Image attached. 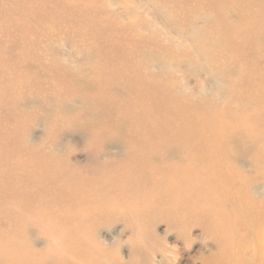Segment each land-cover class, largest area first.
<instances>
[{"label": "rangeland", "instance_id": "1", "mask_svg": "<svg viewBox=\"0 0 264 264\" xmlns=\"http://www.w3.org/2000/svg\"><path fill=\"white\" fill-rule=\"evenodd\" d=\"M8 6H26L22 16L32 26L0 32V58L19 50L22 34L33 44L22 49L20 69H0V182L33 177L45 167L41 178L48 183L31 189L44 198L27 199V207L24 199L10 201L21 187L0 188V264H264V214L251 223L259 214L238 200L245 193L264 196V166H252L264 160V0H0L1 12ZM34 48L38 53L30 57ZM106 52L115 59L104 58ZM132 71L143 85L150 75L163 83L167 77L189 102L235 114L233 122L224 117L229 128L216 129L223 137L217 148L243 153L235 166L244 177L224 172L233 183L221 182V195L214 192L206 208L189 211L187 186L170 187L152 174L164 162L182 173L197 163L177 164L172 149L168 159L153 157L159 154L150 145V128L158 116L140 121L138 115L162 103L138 99ZM60 74L68 77L63 85ZM93 86H108L102 90L108 98ZM118 105L122 110L111 122L122 128L103 148V140L88 139L73 124L105 121ZM49 106H63L70 126L52 129ZM204 117L195 121L214 118ZM125 137L149 143L146 157L124 154ZM53 156L66 163L68 175L97 186L80 191L81 197L52 193ZM127 191L156 198L150 206L92 205L99 193ZM184 214L201 215L202 223L183 224L178 217ZM244 239L250 243L242 251ZM231 245L238 251L229 252Z\"/></svg>", "mask_w": 264, "mask_h": 264}, {"label": "bare ground", "instance_id": "2", "mask_svg": "<svg viewBox=\"0 0 264 264\" xmlns=\"http://www.w3.org/2000/svg\"><path fill=\"white\" fill-rule=\"evenodd\" d=\"M9 8L5 7L4 12H1L0 10V23L2 26V29H0V32H6V30H13V32H18L19 30L25 31L28 27L32 26V23L27 24L25 19H23L25 16H22L24 13V10L26 6H20V7H11ZM256 17L257 14H255ZM264 17V16H263ZM234 35L238 34V30L233 28L232 30ZM248 33V32H244ZM19 50L17 52L13 51H4L2 57L0 58V69H7L9 72L12 71L13 67L19 68L21 66L20 60L24 59L23 54V48L29 47L33 44V42L30 40V37L28 34H22L20 37V41L18 42ZM4 47V46H3ZM18 47V46H17ZM3 49V48H2ZM37 48L33 49V52L28 53L30 57H34V53H38ZM6 55V56H5ZM15 58L14 59H12ZM12 60H11V59ZM104 58H106L109 61H113L115 58L110 55L109 53H104ZM118 59V58H117ZM11 65V66H9ZM20 69V68H19ZM250 73L253 76H257L255 74L254 68L251 67ZM70 76V75H69ZM97 75L92 76L91 79L94 77L93 81H96L95 78ZM130 78H132L136 85H135V91L137 93L138 99H149L152 98L157 101H161L162 104H158V106L152 105L148 110L147 113H140L138 115V119L140 121H145L151 113H155L158 118L157 122L152 125L150 128V132L153 135V141L150 142L151 146H154L155 152L159 155L152 154L153 157L160 156L165 159H168V157L171 154V149L174 150L177 155L176 159H180L176 161L177 164H180L181 162L185 161L184 164L186 166L189 165V162L197 163L195 166L196 168L192 170L185 171L186 173H182L184 170H171L167 167H171L168 162L163 163V168L157 169L153 171V175L156 174L162 176L163 181L167 182L170 187L175 188H184L187 186L188 195L186 198H188L189 201H192V207L189 209V211L198 210L206 208V206L212 201V198L214 196V192L216 194H219V186L221 182H228L233 183V177L227 176L228 174H232L233 176L239 178L244 177L243 174H241L242 170L238 169L235 166V162L237 159H240L241 155L243 153H236V152H230L228 150H224L217 148V145L219 146V143H222L223 138L219 133L216 131V129H224L225 127L229 128V125H222L224 121V117L228 119H231L232 122L235 119V114L233 112H224L221 109H214L212 105L209 103V109H205L204 103H199L201 106L199 107V104L192 103L188 101V98L180 97L175 93L176 84L169 82V78H166V82L163 83V79L158 76L150 75L148 79L146 78L145 81H147L149 84L143 85L144 82L143 79H141L134 71L130 72L128 74ZM71 79H76L72 76H70ZM70 79V78H69ZM110 79V78H109ZM59 82L63 85L65 81H68V77L64 74L59 75ZM109 82V80H108ZM109 85V83L107 84ZM94 87V86H93ZM108 86H106L107 88ZM95 88V87H94ZM105 88V89H106ZM96 93L101 94V96H107L102 90H105L101 87H97ZM86 90L82 89L79 93L82 95H85ZM108 98V96H107ZM110 98V97H109ZM111 100V99H110ZM169 101V102H168ZM173 102V103H172ZM160 103V102H159ZM172 103V106H169L168 104ZM119 108V109H118ZM119 110H122V107L118 105L117 109L109 110L112 111V113H107V119L105 121H100L97 124L93 125L92 123H81L76 122L73 124L76 126L77 129L83 130L85 133V136H87L88 139H92L93 141H100L103 140V145L110 139H108V136L110 134L119 133L120 129L122 128L121 125L112 126V119L116 118V114H119ZM180 114H184L185 116H182L183 121L181 123H174V118ZM202 116H201V115ZM49 115H51L50 121L54 124L55 127L52 125V129L57 128L58 126L66 127L70 126V122L65 119V112L63 106L58 107H52L49 106ZM129 118L135 117L134 114H128ZM163 115V116H162ZM207 116L208 118L213 116L212 122L206 121L204 119L196 120L195 118L204 117ZM222 116V117H221ZM205 118V117H204ZM223 118V119H222ZM194 120V122L192 121ZM238 125V117L235 121ZM242 126H246V121L244 117H242ZM113 131V132H112ZM125 144L123 148L124 154L128 155V153H132L131 155L140 156L141 158L146 157V154L144 153V147L149 146V143L143 142L140 143L139 138H127L125 137ZM216 144H213V143ZM100 143V142H99ZM102 148L100 149V153L103 155H109L106 152H102ZM138 150V151H137ZM153 152V150H151ZM243 152V151H242ZM254 152V151H253ZM181 155V158H180ZM52 156V155H51ZM56 156H53L50 161L51 167L53 166L52 173H53V191L52 193L56 192L60 193L59 196L62 198L69 195L70 193L76 192V195L81 197L80 191H86V188H89L90 186L96 185V180L90 181L93 182L86 184L83 182V178L81 176H70L66 172H69V169H67L66 163L60 159L55 158ZM262 157V156H261ZM187 160V161H186ZM189 161V162H188ZM261 161L260 163H256L254 168L258 169L261 168V166H264V160H258ZM237 168V170L235 169ZM58 172V174L56 173ZM227 174H225V173ZM48 173V169H47ZM46 174V169L42 171H36L33 174V177L28 178H10L8 180H4L0 182V188H3L7 191V187L10 189L15 188H22L23 190H17L16 194H9L13 197L14 200L11 204H15L18 201L25 200L26 205L25 207L31 205L27 199H37V198H44L43 195L35 194L31 191V189L38 187L40 184L48 183L47 179H42L41 177H44ZM212 175L211 179H206ZM119 175V174H118ZM106 175H100L99 180H103V177ZM166 176V177H165ZM67 178V179H66ZM109 178V177H107ZM78 179V180H77ZM107 182V181H105ZM7 183V184H6ZM148 182L146 181L145 185ZM97 186V185H96ZM39 189V188H37ZM36 189V190H37ZM138 191L135 192H120L115 194L110 193H103L98 194L93 200L94 203L92 205L97 204L99 201H104L107 203H113V204H119L123 206L124 208H131L136 203H144V205L150 206L151 202H153L156 198V196H153L152 194L148 192H144V196L142 194H137ZM137 194V195H136ZM88 195V194H87ZM45 196L47 197H56L55 194H49L45 193ZM77 196L74 197L75 200L78 201ZM257 195H251V194H244L242 197L238 196V200L240 199L243 202L249 203L251 210L256 215L257 219L255 218H249V221L251 223H257L258 218L261 214H264V196H258ZM113 199V201H112ZM90 201V200H89ZM5 202V201H3ZM81 207H88V203L86 201H78ZM91 202V201H90ZM2 204V203H0ZM5 204V203H4ZM0 208H2V205H0ZM180 221H182L183 224L185 223H193V225L201 222V215H190V214H184L180 215L178 217ZM247 241V242H246ZM245 242V243H244ZM244 242H239V245L242 249V251H245V248L247 247V244L250 243V240L244 239ZM262 249L264 248L263 243ZM260 248V250H261ZM229 252H236L238 249L235 248V246L231 245V247L228 250ZM260 260H262V256L260 257ZM227 262V261H225Z\"/></svg>", "mask_w": 264, "mask_h": 264}]
</instances>
